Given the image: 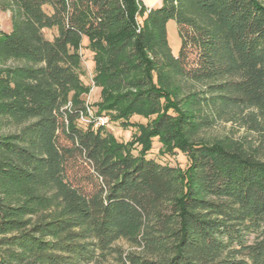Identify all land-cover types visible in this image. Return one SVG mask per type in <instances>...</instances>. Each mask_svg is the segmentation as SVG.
Wrapping results in <instances>:
<instances>
[{
  "label": "trees",
  "instance_id": "trees-1",
  "mask_svg": "<svg viewBox=\"0 0 264 264\" xmlns=\"http://www.w3.org/2000/svg\"><path fill=\"white\" fill-rule=\"evenodd\" d=\"M0 11V264H264V0H0ZM83 38L95 113L134 127L128 142L80 124ZM243 110L259 144L201 134ZM154 139L187 165L149 157Z\"/></svg>",
  "mask_w": 264,
  "mask_h": 264
},
{
  "label": "rangeland",
  "instance_id": "rangeland-1",
  "mask_svg": "<svg viewBox=\"0 0 264 264\" xmlns=\"http://www.w3.org/2000/svg\"><path fill=\"white\" fill-rule=\"evenodd\" d=\"M143 5L147 8L158 6L160 0H141ZM9 31L10 30V21L8 17V12L0 11V31ZM167 30V39L169 42V46L173 54H176L180 47V38L177 32V26L173 19L168 20L166 24ZM54 31L45 30L44 34L46 37H51ZM87 40L83 38L81 44V48L79 53L81 54V80L87 85L88 90L81 94V97L84 99L87 107L88 113L83 115L81 118L80 124L87 122H91L97 125L100 122V118L103 119L105 124L103 126L108 132L112 133L114 137L120 142H128L131 139V134L134 132V127L124 128L118 122H112L109 115L102 113L100 115L96 114V107L94 106L95 102L100 100L99 92L100 88L95 86L92 82L93 75V62H92V54L86 49ZM7 65L12 66L13 63L9 61ZM249 114V110H243L241 112H234L232 114L226 115L223 118H218L214 124L210 127L204 129L201 134L206 139L218 138L229 136L235 140H238L245 145L255 146L259 144V134L255 132L253 129L249 127V121L247 115ZM131 122H145V119L139 116H133L130 119ZM160 144L154 139L152 143V149L149 152V157H152L162 163L179 166L184 168L187 165V159L185 155L180 152H176L171 155H159L158 148ZM123 245V248H127V244L120 242ZM93 264H119L118 261L114 259L113 256H109L106 260H101L95 262Z\"/></svg>",
  "mask_w": 264,
  "mask_h": 264
},
{
  "label": "built area",
  "instance_id": "built-area-1",
  "mask_svg": "<svg viewBox=\"0 0 264 264\" xmlns=\"http://www.w3.org/2000/svg\"><path fill=\"white\" fill-rule=\"evenodd\" d=\"M100 124H101V125L105 124V122L103 121L102 118H100V122L97 123V125H100Z\"/></svg>",
  "mask_w": 264,
  "mask_h": 264
},
{
  "label": "crops",
  "instance_id": "crops-1",
  "mask_svg": "<svg viewBox=\"0 0 264 264\" xmlns=\"http://www.w3.org/2000/svg\"><path fill=\"white\" fill-rule=\"evenodd\" d=\"M150 8V7H149Z\"/></svg>",
  "mask_w": 264,
  "mask_h": 264
}]
</instances>
